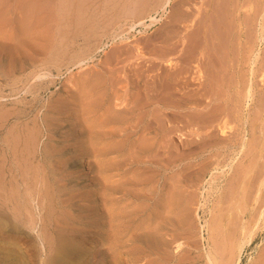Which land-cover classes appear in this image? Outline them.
<instances>
[{"label":"rangeland","instance_id":"1","mask_svg":"<svg viewBox=\"0 0 264 264\" xmlns=\"http://www.w3.org/2000/svg\"><path fill=\"white\" fill-rule=\"evenodd\" d=\"M180 1L0 0V264H264V0Z\"/></svg>","mask_w":264,"mask_h":264},{"label":"bare ground","instance_id":"2","mask_svg":"<svg viewBox=\"0 0 264 264\" xmlns=\"http://www.w3.org/2000/svg\"><path fill=\"white\" fill-rule=\"evenodd\" d=\"M171 1L172 0H165V6L166 5H169L170 3H171ZM190 0H181L180 2H181V4L184 6L185 5V3H188ZM195 2V1H194ZM190 3V2H189ZM249 3V2H248ZM191 4V3H190ZM186 6H187V4H186ZM244 6V5H243ZM192 8V7H191ZM199 8H200V5L198 6V5H196L195 4V8L194 9H196V10H199ZM243 8V7H242ZM239 10V9H238ZM186 11V10H185ZM200 11V10H199ZM187 14V13H186ZM196 18V17H195ZM194 21V20H193ZM180 24V23H179ZM179 26V25H178ZM182 26V25H181ZM184 26V25H183ZM215 38V37H214ZM219 38V37H218ZM252 52V51H251ZM168 61V60H167ZM245 61V60H244ZM168 62H170V61H168ZM242 64V63H241ZM235 68V67H234ZM242 70V69H241ZM244 76V75H243ZM263 76H264V74H263ZM212 82V81H211ZM242 82V81H241ZM252 82H254V81H252ZM214 83V82H213ZM245 86V85H244ZM244 89L245 88H247L246 89V96L248 97V98H253V96H254V83H249V82H247L246 83V86L245 87H243ZM242 88V89H243ZM199 99V98H198ZM201 99V98H200ZM262 99V98H261ZM216 102V98H214V97H211V100H210V102H209V104L211 103V102ZM262 101H264V100H262ZM262 104V103H261ZM140 105V104H139ZM212 106V105H211ZM262 108V107H261ZM264 109V108H263ZM195 116V115H194ZM259 118H260V116H258ZM257 120V119H256ZM260 125V124H259ZM258 125V126H259ZM257 127V126H256ZM223 132H225V129L223 130ZM193 142H194V140H193ZM196 142V141H195ZM251 171V170H250ZM250 171H246L245 173H242L241 175V179H242V183H244V184H248L249 185V178H251L252 177V175H250ZM241 172V171H240ZM237 173V172H236ZM237 175H238V173H237ZM260 175H262V180L260 181V183L258 184V191H260L261 192V201H262V203H263V205H264V172H262ZM10 198V197H9ZM262 198H263V200H262ZM264 216V208H263V210H262V212H261V215L260 216ZM1 216V215H0ZM243 245L244 244H241L240 245V250H239V248H238V250L239 251H242V248H243ZM64 249V248H63ZM57 250H59V249H57ZM57 250H56V254H57ZM66 250V249H65ZM60 251H62V250H60ZM239 251H238V253H239ZM61 253V252H60ZM212 254V253H211ZM211 254H209V256L211 255ZM238 256V255H237ZM210 258V260H211V256L209 257ZM44 259V258H43ZM238 258H236V262H232V263H234V264H238L239 263V260H240V255H239V259L237 260ZM214 260L212 259V262H213Z\"/></svg>","mask_w":264,"mask_h":264}]
</instances>
